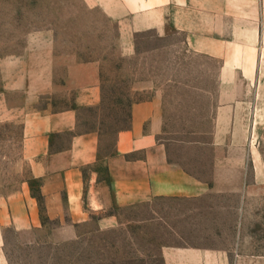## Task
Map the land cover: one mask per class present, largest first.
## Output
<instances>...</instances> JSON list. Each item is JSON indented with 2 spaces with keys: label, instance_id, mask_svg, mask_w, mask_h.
Returning a JSON list of instances; mask_svg holds the SVG:
<instances>
[{
  "label": "crops",
  "instance_id": "obj_1",
  "mask_svg": "<svg viewBox=\"0 0 264 264\" xmlns=\"http://www.w3.org/2000/svg\"><path fill=\"white\" fill-rule=\"evenodd\" d=\"M84 4L115 24L123 57L136 55L139 34L172 33L216 65L207 138L171 139L167 97L156 90L131 104L128 125L106 144L84 124L103 105L98 61L73 63L54 48L43 62L0 58V125L19 128L22 173L0 191V264H53L58 249L128 228L132 211L173 238L163 264H264L255 231H264V0ZM57 93L69 95L60 107Z\"/></svg>",
  "mask_w": 264,
  "mask_h": 264
},
{
  "label": "rangeland",
  "instance_id": "obj_2",
  "mask_svg": "<svg viewBox=\"0 0 264 264\" xmlns=\"http://www.w3.org/2000/svg\"><path fill=\"white\" fill-rule=\"evenodd\" d=\"M49 48H54L53 56L58 53L73 63H100L103 105L99 112L85 114L84 124L100 129L106 144L128 125L131 104L147 99L156 90L167 97L171 139L207 138L203 133L209 131L214 109L210 95L218 91L214 84L217 67L188 54L183 36L139 34L136 55L123 57L118 52L115 24L98 9L88 8L84 0H0L1 59L43 62L51 55ZM193 93L201 94L200 100L182 99ZM64 94H56L57 107L68 102L69 95ZM193 109L198 111L192 113ZM19 137L18 127L0 125L1 192L14 187L22 174L17 163ZM9 138L15 139L14 145L8 144ZM172 151L179 161L186 162L185 148L172 143ZM141 216L139 212H124L125 220L131 221L128 228L93 233L83 243L58 249L53 264H163L162 249L173 238L163 230L144 228L138 223ZM255 231L260 236L264 232Z\"/></svg>",
  "mask_w": 264,
  "mask_h": 264
}]
</instances>
